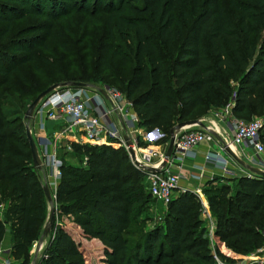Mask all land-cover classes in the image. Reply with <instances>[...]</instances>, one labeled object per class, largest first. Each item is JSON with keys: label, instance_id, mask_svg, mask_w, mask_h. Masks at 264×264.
I'll return each instance as SVG.
<instances>
[{"label": "trees", "instance_id": "obj_1", "mask_svg": "<svg viewBox=\"0 0 264 264\" xmlns=\"http://www.w3.org/2000/svg\"><path fill=\"white\" fill-rule=\"evenodd\" d=\"M26 1L0 0V24L5 25L0 39L12 21L27 14ZM35 1L41 13L43 0ZM142 1L141 6L133 5L134 0L127 6L120 3L106 20L125 42H133L132 68H123L122 78L114 83L130 102L137 128L157 130L163 140L172 127L195 120L203 109L229 104L230 114L246 121L264 112V0H227L226 6L220 0ZM3 43L0 87L34 99L38 92L18 91L8 82L14 64L27 60H20L21 48H10L9 40ZM119 58L122 67L130 63L113 52L111 64ZM2 101L10 103L0 91ZM9 116L0 109V204L3 190H8L0 241L8 226L14 252L24 258L46 220L44 180L32 167L28 145L10 130L25 120ZM259 140L264 158V125ZM74 151L85 165L60 166L52 232L36 264H83L79 242L71 230L55 224L56 215L67 218L81 241L100 243L103 264H183L184 255L203 264L212 260L200 219L202 204L195 194L173 196L161 226L146 230L140 214L151 196L144 191V173L132 166L125 150L101 145L76 146ZM235 181L231 193L225 185L208 183L202 189L214 221L213 251L229 263L234 260L224 247L237 255L251 253L261 246L264 229V177Z\"/></svg>", "mask_w": 264, "mask_h": 264}, {"label": "rangeland", "instance_id": "obj_2", "mask_svg": "<svg viewBox=\"0 0 264 264\" xmlns=\"http://www.w3.org/2000/svg\"><path fill=\"white\" fill-rule=\"evenodd\" d=\"M108 1L109 6L106 4ZM226 1L227 0H220V4L226 6ZM2 2L3 4H11L10 1H1V3ZM43 3L44 9L40 13V11H37L38 6L36 5V1L27 0L24 5L27 14L21 19L12 21L8 25V33L0 39V44H4L3 42L9 40L10 45L8 46H10V48H21L23 51L20 52V60H27L23 63L14 64L15 69L10 73L8 82H10L18 91L33 90L38 93H41L54 85H58V88L54 91H59L74 89L70 86H66V84L83 83L87 87L80 89L83 90L85 96L91 97L95 92L102 96L99 91L105 92L109 90L111 92H116L122 97L123 101H120V105L123 107L125 113H132V108L127 107V104L130 102L124 98L121 90L115 85L114 78H122L123 75H121L120 72L123 68L131 70L133 64L131 63L129 51L133 48V42L131 40L129 43L125 42L123 38L116 33L115 28L112 25H109L108 27L106 24L107 15L110 13L113 14L116 10L115 7L120 3L127 6L128 0H99L98 2H95V0H43ZM133 5L141 6L143 5V1L134 0ZM175 16L178 17V12H175ZM4 28L5 25L0 24V37L2 33L1 31L4 30ZM2 48H5V46ZM2 48L0 47V51L2 50V52H5V49ZM6 52L9 54H16L9 50H6ZM113 52H117L118 55L129 58L130 63L126 67H122L119 58V60L116 59L115 63L112 65L110 60ZM110 75L112 76L111 79L109 78ZM6 88V85H2L0 91L3 93L6 101H10V103L3 105V100L0 102V109L8 112L10 114L9 117L12 120L15 118L23 120L24 113L33 98L23 99L15 92H6ZM49 95L41 99L35 109L40 107ZM104 108L108 110L110 109L108 104H106ZM110 115L112 121L116 122L118 116L113 112H110ZM192 119L198 120L203 126L212 129L215 125L222 126L228 134L225 136L226 139L230 136L232 123L236 121L242 123L250 122L233 117L229 112V104H226L221 108L203 109ZM253 120L260 121L264 125V112H262L261 115L254 117ZM39 122H41V124ZM26 124V121H23L21 127L12 125L10 130L13 131L15 133L14 135L18 136L24 144L28 145L24 132ZM38 124H40L41 127H39ZM28 125L42 165L41 170L38 172L44 180L42 181V187L44 185L47 186L53 202L56 187L54 188L52 184L48 183L49 181L51 182V178H49L50 171L47 164L43 162V160L41 161L42 155H53L56 160L64 165L66 164L74 167L81 166L80 156L76 155L74 147L90 145L85 142H73V137H71L72 135L70 133H63L59 136L55 135V132L60 129L59 125L55 122L48 121L45 118L39 120L37 117H32ZM64 125L67 126V124ZM191 129L198 130L199 128L191 127ZM133 136L135 137V145L138 149L140 147L141 149L147 148L149 151L154 152L153 149L156 144H143L140 138L135 134H133ZM76 138H78L77 135ZM221 140L222 138H218L214 133L210 143L204 145H207L208 152L214 155L220 148L219 145ZM140 143L142 144L141 146ZM159 143H162V148H164L165 151L168 137L163 138V140L161 139ZM159 143L157 144L158 147H160ZM13 147L14 146L11 145L12 149ZM240 149L241 148H235V151L236 156L238 158L240 156L241 159L243 156L241 155ZM219 153L221 154L224 163L221 162L220 164H217V166H219L221 171H226L227 173H223L224 177L207 181V183H204L202 186V189L208 183L215 186L225 185L229 190L228 192L231 193L236 182L235 180L240 177L248 178L246 177L248 172L240 168V166L224 151L219 150ZM261 158L264 160L263 156ZM213 159H215V157ZM246 159L248 161H245L244 158L242 161H245L244 163L250 166L249 163H252V160H254L253 156L250 155V157ZM33 169L35 168L33 167ZM145 176L146 174L144 172L142 183L144 191L147 192L148 189ZM176 194L178 193H174L173 196H176ZM3 195L5 199L2 204H0V215L6 206L5 202L8 200V190L4 189ZM198 196L199 195L197 194V197ZM199 197L200 202L204 203L205 198L201 196ZM204 204L206 205V202ZM48 209L49 207L46 202V217ZM53 209L55 210L54 202ZM165 211L166 206L150 197L147 203L142 207L140 214V218L144 223V228L150 230L161 226ZM54 218L55 224L64 225L74 234L73 237L79 242L81 248L83 264H103L102 246L98 241H81L76 233L78 231L69 225L66 217H59L56 215ZM200 219H202L201 214ZM202 226L205 229L207 224L202 222ZM50 230L48 235L43 238L40 247L37 249V239L30 246L27 256L23 258L22 255H18L14 252L15 248L12 241L11 231L9 227L6 226L3 240L0 242V264H31L32 261L36 264V262H39L44 248L51 236L50 234L52 231ZM206 239L211 255L214 252L212 234L211 236H209V234L207 236L206 233ZM223 250L229 252L230 259L237 258L234 262L239 261V257L242 258L254 252L237 255L227 247H224ZM66 260L73 259L68 257ZM183 264L203 263L191 255H184ZM208 264H214L213 260Z\"/></svg>", "mask_w": 264, "mask_h": 264}, {"label": "built area", "instance_id": "obj_3", "mask_svg": "<svg viewBox=\"0 0 264 264\" xmlns=\"http://www.w3.org/2000/svg\"><path fill=\"white\" fill-rule=\"evenodd\" d=\"M105 98L100 96L97 92L92 94L91 97L85 96L81 89H66L53 91L44 102L34 110L32 117H37L39 120L42 118L48 121L55 122L59 125L60 129L55 132V135L70 133L73 137V142H85L90 146L110 145L120 147L127 153L128 147L123 141V135L130 138L131 148L134 149L137 160L144 166L157 168L159 167L162 158L158 164L153 166L147 165L150 160V155H145L141 158L137 157L138 148L136 147L135 137L132 134L136 132L137 119L135 114L126 112L120 105L122 97L109 90L104 92ZM121 101V102H120ZM108 104L109 110L105 109ZM131 108V104H127ZM110 112H113L117 117L114 122L110 119ZM41 124V122H39ZM39 127H41V125ZM64 124H67L65 126ZM262 122L252 120L247 123L234 122L231 125V133L227 139L220 141L219 150L223 151L225 146H233L234 148L247 149L252 152L253 162L250 163L258 170L264 172L263 146L259 140V132L262 129ZM213 130L210 127L204 126V129L199 128L193 130L186 128L181 130L175 135L174 146L170 159L164 168H161L158 173H151L135 167L137 170L145 172L146 183L149 194L152 199L159 201L166 206L173 197L179 180L181 172L180 160L188 153L202 144H208L213 137ZM76 135L78 138H76ZM145 139V138H144ZM230 148V147H229ZM215 157V159H213ZM205 163L220 164L224 160L218 155H212L210 152L205 153ZM43 162H45L50 171L51 182L55 188L60 178L61 162L56 160L53 155H42ZM85 165V159L82 161V166ZM248 172V178H254ZM180 192H184L181 190ZM202 204L201 220L207 224L205 232L207 236H211L214 232V221L207 211V207ZM262 245L257 248L252 254L238 258L239 261L229 263L221 260L214 252L211 258L214 264H264V229L261 232Z\"/></svg>", "mask_w": 264, "mask_h": 264}, {"label": "crops", "instance_id": "obj_4", "mask_svg": "<svg viewBox=\"0 0 264 264\" xmlns=\"http://www.w3.org/2000/svg\"><path fill=\"white\" fill-rule=\"evenodd\" d=\"M112 117L110 116V119ZM112 120V119H111ZM117 121V118H116ZM215 130L213 132L215 135L219 138L225 139L228 134L225 128L222 126L220 127L219 125L213 126ZM136 132L134 133L138 138L141 139L142 143H150L155 145V148L153 151H149L147 148L141 149V147L137 151V157L141 158L145 155H150V160L147 165L153 166L155 164H158L163 156L164 153V148H162V143H159L160 140L162 139V135L160 136V133L157 131L158 135L153 134L151 131L150 132H145L143 129L137 128L136 127ZM145 135V136H144ZM214 135V134H213ZM132 137L133 134H132ZM145 138V139H144ZM160 144V147H158L157 144ZM207 145H200L197 148H195L193 151L188 153L186 156L182 157L180 160V165H181V172L179 174V180L177 183V189L175 193H179L181 190L184 189L185 191L191 192L197 196V194L201 197H204L202 194V186L204 183H207V181L216 179V178H221L224 177L223 173H227L226 171H221L219 169V166L212 165L210 163H205L204 162V155L205 153L208 152V149L206 147ZM231 150L236 154L235 148L230 147ZM207 149V150H206ZM241 155L245 159V161H248L246 158H249L250 155H253L252 152H250L247 149H240ZM218 154L221 158V154L219 153V150L215 152ZM243 158L239 156V159L242 161ZM243 161V162H245ZM226 164V163H225ZM250 164V163H249ZM239 165V164H238ZM240 166V165H239ZM250 166H252L250 164ZM254 167V166H253ZM240 168H242L240 166ZM244 171H246L244 168H242ZM239 177V176H238ZM177 195V194H176ZM198 196V198H200ZM205 203V202H204ZM3 240V239H2ZM1 240V241H2ZM0 241V242H1ZM264 255V254H263Z\"/></svg>", "mask_w": 264, "mask_h": 264}, {"label": "water", "instance_id": "obj_5", "mask_svg": "<svg viewBox=\"0 0 264 264\" xmlns=\"http://www.w3.org/2000/svg\"><path fill=\"white\" fill-rule=\"evenodd\" d=\"M66 86H70L74 89H80V88H85L86 86L80 83H72V84H66ZM58 88V85H54L52 87L47 88L46 90H44L43 92L39 93L33 100L32 102L29 104V106L27 107L23 119L26 121V125L24 127V132H25V137H26V141L28 144V148H29V152H30V156H31V161H32V165L35 168V170L40 171L41 170V162L40 159L38 157V153L34 144V141L31 137L30 134V129H29V121L32 119V114L37 106V104L40 102L41 99H43L44 97H46L47 95H49L51 92H53L55 89ZM100 94L105 98V94L104 91H99ZM191 127H198L201 129H204L203 124L198 121V120H193V121H185V122H180L178 124H176L174 127H172L169 130V137H168V143H167V147L163 153L162 156V161L159 165V167L157 168H153V167H148V166H144L142 165L136 158L135 155V151L134 149L131 148V141L130 138L126 135H123V141L125 143V145L128 147L127 150V156L128 159L130 161V163L142 170H145L147 172H151V173H158L160 171L161 168H164L167 164V161L170 159L171 155H172V151H173V146H174V138L175 135L180 132L183 129L186 128H191ZM153 134L158 135L157 130H152L151 131ZM162 137V136H161ZM223 151L229 156L231 157L237 164H239L242 168H244L247 172L256 175V176H260V177H264V172L258 170L257 168H253L247 164H245L243 161H241L231 150L228 146L224 145ZM42 191L45 197V200L48 204V214L45 220V223L43 225L42 228V232L38 238L37 241V249L40 247L42 240L44 237H46L49 233V230L51 228V224H52V220H53V214H54V209H53V202L51 200L50 194H49V190L47 188V186H43L42 187ZM31 264H34V261H32Z\"/></svg>", "mask_w": 264, "mask_h": 264}, {"label": "bare ground", "instance_id": "obj_6", "mask_svg": "<svg viewBox=\"0 0 264 264\" xmlns=\"http://www.w3.org/2000/svg\"><path fill=\"white\" fill-rule=\"evenodd\" d=\"M229 147H233V146H229ZM230 150H231V148H230ZM232 151V150H231ZM233 152V151H232ZM234 153V152H233ZM235 154V153H234ZM236 155V154H235Z\"/></svg>", "mask_w": 264, "mask_h": 264}]
</instances>
